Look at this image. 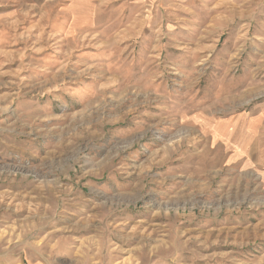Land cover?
Listing matches in <instances>:
<instances>
[{
    "label": "rangeland",
    "instance_id": "obj_1",
    "mask_svg": "<svg viewBox=\"0 0 264 264\" xmlns=\"http://www.w3.org/2000/svg\"><path fill=\"white\" fill-rule=\"evenodd\" d=\"M0 264H264V0H0Z\"/></svg>",
    "mask_w": 264,
    "mask_h": 264
}]
</instances>
